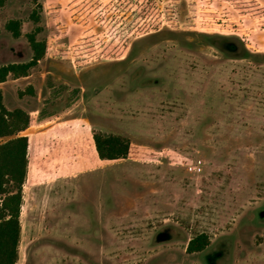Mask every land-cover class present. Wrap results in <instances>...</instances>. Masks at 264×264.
Wrapping results in <instances>:
<instances>
[{"label": "rangeland", "instance_id": "rangeland-1", "mask_svg": "<svg viewBox=\"0 0 264 264\" xmlns=\"http://www.w3.org/2000/svg\"><path fill=\"white\" fill-rule=\"evenodd\" d=\"M38 3L0 7V67L47 42L0 84L31 119L17 264H264V0ZM100 131L129 158L100 160Z\"/></svg>", "mask_w": 264, "mask_h": 264}, {"label": "trees", "instance_id": "trees-1", "mask_svg": "<svg viewBox=\"0 0 264 264\" xmlns=\"http://www.w3.org/2000/svg\"><path fill=\"white\" fill-rule=\"evenodd\" d=\"M37 6L39 0H32ZM6 0H0L3 7ZM31 21L38 25L41 17L35 10ZM23 22L18 19L9 20L5 26L15 39L22 37ZM42 31L37 27L28 35V41L33 52L30 61L13 63L0 67V84L6 83L10 76L15 79L25 78L46 56L47 42L39 41L38 34ZM235 50V47H232ZM34 94V89H30ZM25 92L20 91L22 98ZM30 114L21 108L9 110L4 104V96L0 90V264H17L21 242L22 226L21 212L24 200V185L28 175L29 138L22 135L30 126ZM93 140L100 160L117 161L128 159L133 151L131 140L115 133L94 132ZM211 244L207 234H200L190 240L187 252L190 254L205 251Z\"/></svg>", "mask_w": 264, "mask_h": 264}]
</instances>
